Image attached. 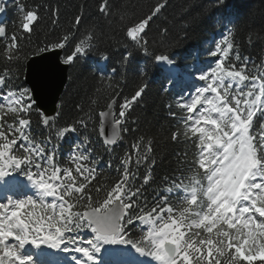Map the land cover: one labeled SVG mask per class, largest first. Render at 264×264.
<instances>
[{"label":"snow or ice","instance_id":"snow-or-ice-1","mask_svg":"<svg viewBox=\"0 0 264 264\" xmlns=\"http://www.w3.org/2000/svg\"><path fill=\"white\" fill-rule=\"evenodd\" d=\"M210 4L211 11L193 4L185 13L193 24L211 20L220 32L206 51L207 67L186 79L174 52L148 39L150 22L167 0L140 17L114 10L110 0L96 5L109 27L118 25L123 62L134 48L147 63L166 66V81L179 89L167 105L177 121L167 140L196 149L190 165L165 174L149 199L155 138L133 136L123 154L116 153L125 136L138 131L129 117L147 83L118 111L113 96L98 112L75 105L76 114L61 122L63 102L49 114L20 77L48 54L68 67L89 55L107 62L111 46L101 47L105 33L97 26L80 31L82 15L53 34L58 9L12 0L11 29L0 23V264H264V72L250 69L254 62L241 55L240 10L228 0ZM8 10V0H0V15ZM42 11L50 14L52 30L34 43ZM247 31L251 43L255 33ZM147 63L136 67L137 75L147 73ZM70 135L75 142L64 152ZM26 246L33 251L26 254Z\"/></svg>","mask_w":264,"mask_h":264},{"label":"trees","instance_id":"trees-1","mask_svg":"<svg viewBox=\"0 0 264 264\" xmlns=\"http://www.w3.org/2000/svg\"><path fill=\"white\" fill-rule=\"evenodd\" d=\"M24 2L32 6L46 4L53 10H59V22L53 34L64 32L71 26L70 22L74 20L75 16L82 15L80 31L97 26L105 33L101 47L111 46L110 59L104 70L93 65L94 60L98 59L95 55H89L86 59L77 61L74 66L68 67L66 84L58 100V103L63 102L64 104L60 117L61 122L69 120L76 114L75 105H81L85 112L90 108L98 112L113 96L116 97L114 107L118 111L119 104L125 97H130L142 83H147L145 94L133 106L129 117V127L137 128L138 131L134 134H127L125 141L117 147L116 153L122 155L125 145L133 141V136L145 135L155 138L154 148L157 164L153 173V182L146 186L145 193L151 199L153 189L157 188L165 174L178 175L179 173L175 170L181 167L187 168L197 154L191 142L172 143L167 140L170 130L177 123L168 115L167 105L174 104V97L179 89L172 88L166 81L167 74L158 65L147 63L146 58L134 48L128 49L132 52V58L129 61L121 60L125 48L122 44L119 46L117 44L118 41H121L119 31L116 30L118 25L109 27L99 16L96 10L98 0H24ZM156 2L157 0H110L114 10L120 9L126 12L128 17L145 15ZM228 3L241 12L236 21V40L241 45V55L250 57V60L254 62L255 66L253 63L249 64L250 69L264 72V0H228ZM193 4L211 11L210 0H167V6L150 22L148 28V39L155 40L160 47H168L172 50L177 62L176 67L182 70L193 69L195 63L199 62L200 58L202 59V54H206L209 47L213 46V42L220 39V32L213 26L211 20L204 23L197 21L193 24L190 22V17H185V13ZM8 8L2 23L11 29L15 17L12 0H8ZM198 11V9H193L192 15H197ZM41 15L43 18L38 25L37 32L32 36L34 43L43 40L52 30L50 14L47 11H42ZM165 28L168 29V32L163 37L164 43L160 44L161 33ZM249 28L255 33L251 38V43H249L247 31ZM70 50L69 47L64 51ZM63 55L64 52H61V56ZM146 63L147 73L143 76L137 75L136 67H143ZM113 68L116 69L114 74L112 73ZM20 82L24 83V75L20 77ZM165 89L170 90L165 91ZM93 100L97 101L96 105L92 104ZM36 120L38 117L33 115L34 133L37 131ZM132 120H136V123L132 124ZM96 123L98 128V118ZM73 142L75 139L71 135L66 138L62 145L63 151H69ZM96 147L98 152H102L100 145ZM178 156L180 157L179 162ZM106 159L107 157H105ZM104 172L105 175H109L106 168ZM185 175L190 176L192 173L186 172Z\"/></svg>","mask_w":264,"mask_h":264},{"label":"water","instance_id":"water-1","mask_svg":"<svg viewBox=\"0 0 264 264\" xmlns=\"http://www.w3.org/2000/svg\"><path fill=\"white\" fill-rule=\"evenodd\" d=\"M67 69L68 66L59 64L48 54L45 59L33 63L31 70L24 75V84L34 90L39 105L49 114H54L53 109L66 84Z\"/></svg>","mask_w":264,"mask_h":264},{"label":"rangeland","instance_id":"rangeland-1","mask_svg":"<svg viewBox=\"0 0 264 264\" xmlns=\"http://www.w3.org/2000/svg\"><path fill=\"white\" fill-rule=\"evenodd\" d=\"M208 63H209V58H207V60L204 62V64H205V66H203V67H207V65H208ZM199 68H196V69H194V70H198ZM194 70L193 71H188V70H186V71H182V75L184 76V78L186 79L187 78V74H192L193 72H194ZM181 74V73H180ZM195 83H197V84H199V83H202V82H199V81H196Z\"/></svg>","mask_w":264,"mask_h":264},{"label":"bare ground","instance_id":"bare-ground-1","mask_svg":"<svg viewBox=\"0 0 264 264\" xmlns=\"http://www.w3.org/2000/svg\"><path fill=\"white\" fill-rule=\"evenodd\" d=\"M161 66L166 69V66H163V65H161ZM32 251H33V249L31 248V246H26V250H25L26 254L31 253Z\"/></svg>","mask_w":264,"mask_h":264}]
</instances>
